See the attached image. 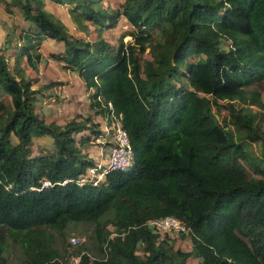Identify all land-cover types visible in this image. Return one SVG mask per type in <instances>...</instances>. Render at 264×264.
Segmentation results:
<instances>
[{
	"label": "trees",
	"instance_id": "16d2710c",
	"mask_svg": "<svg viewBox=\"0 0 264 264\" xmlns=\"http://www.w3.org/2000/svg\"><path fill=\"white\" fill-rule=\"evenodd\" d=\"M45 1L93 24L95 40L72 35ZM0 2L24 23L4 32L0 48V264H10V245L19 264H63L50 230L70 222L92 224L101 253H79L76 264H182L190 256L264 264V168L245 150L247 142L264 150V0H122L116 10L100 0ZM119 19L132 41L113 46L102 32ZM14 39L15 62L30 65L41 60V40L61 43L51 57L91 90L89 109L120 117L130 170L109 172L98 186L61 183L92 165L81 149L104 132L88 117L58 125L38 115L35 95L46 86L10 70ZM213 108L226 112L222 123ZM45 136L53 148L34 155ZM168 216L184 225L190 251L173 250L147 225Z\"/></svg>",
	"mask_w": 264,
	"mask_h": 264
},
{
	"label": "rangeland",
	"instance_id": "374dc122",
	"mask_svg": "<svg viewBox=\"0 0 264 264\" xmlns=\"http://www.w3.org/2000/svg\"><path fill=\"white\" fill-rule=\"evenodd\" d=\"M121 1L122 0H100L104 7L114 10L118 9ZM44 8L51 12L72 35L77 38H86L89 41L95 40L97 35L95 26L89 21L72 14L68 5L45 1ZM23 25V19L18 9L16 7H10V11H8L5 4L0 2V48L5 47V43L3 44L5 39L4 32H10L13 27H15L14 30L17 32L18 28ZM129 30L130 28L126 21L124 19H119L115 27L112 29H104L102 36L113 46H117L119 40L124 44L132 41L131 36L128 35ZM16 32L13 34L16 35ZM14 42L15 39L10 43L7 52V54L11 56L8 60L9 68L12 72H15L17 77H19V75L16 74L15 68L20 71L24 79L32 80L34 82L32 85L33 88H37L41 85L44 87L46 86L43 91L35 95V111L46 123L53 122L58 125H64L74 116L80 115L82 118L88 117L90 122L97 124L101 133H106L107 130L110 129V125L112 124L110 123L112 120L111 117L103 116L96 113L95 110L89 109L88 95L91 93V90L88 92L85 91L84 85L82 86V82L76 74L63 69L57 63V60L51 57L52 54H58L62 51L60 42L51 39L41 40L38 45L41 60L34 62L33 65L26 63L24 59L19 63L15 62V59L12 57L14 52L12 44ZM143 57L147 59L148 55L145 54ZM55 82H60L62 84L58 86L52 85V83ZM2 98L7 99V97ZM218 102L220 104L225 103L224 101ZM254 109L258 110L256 107ZM213 110L216 119L222 123V118L226 116V112L222 108L220 111H216L215 108H213ZM90 122H88V126ZM106 123L108 125H106ZM89 134V131L84 130L85 136ZM109 139V137L104 139V146L109 144ZM51 141V138L48 136L35 139V144L31 147L33 154H38L39 150L52 149L53 146ZM100 141V138L95 136V139L89 142L90 145L81 149V152L87 154V158L91 159L89 154L95 153L96 149L100 150ZM37 143H40L42 147L37 145ZM245 150L251 157L260 163L262 168H264V150L260 142H247L245 144ZM104 220L105 218H103V221ZM93 229L94 226L87 222H70L62 229L63 231L61 233H58L57 230H50L53 236V246L62 254L61 262L63 264H76L79 260V253H85L90 260L101 256L96 245ZM107 229L112 230L113 227L108 225ZM157 234L158 240H166V242L172 246L173 250L179 249L182 252L191 250L190 236L186 233H182L178 229H165ZM71 236L79 238L80 243L71 246L69 244ZM136 252L137 254L143 255L142 245H138ZM7 254L10 264L20 263L22 255L17 246L10 245ZM199 262V258L190 256L185 259L182 264H199Z\"/></svg>",
	"mask_w": 264,
	"mask_h": 264
},
{
	"label": "built area",
	"instance_id": "2783aa9c",
	"mask_svg": "<svg viewBox=\"0 0 264 264\" xmlns=\"http://www.w3.org/2000/svg\"><path fill=\"white\" fill-rule=\"evenodd\" d=\"M111 119L110 123L112 124L110 125V129L99 137L101 140V148L99 150L101 159L94 161L84 174L78 175L76 178L64 179L61 182L62 184L74 182L78 186H82L83 184L98 186L104 181L109 172L116 170L123 171L131 168L134 162V154L127 133L122 127L120 117L115 118L111 113ZM107 136L111 140L109 139V144L104 146V139L108 138ZM103 156L105 157L102 158ZM46 184L48 183L44 182V185ZM147 225L155 233L172 228L185 231L184 225L173 216L149 220ZM79 243V238L75 236L70 237L69 244L71 246L78 245Z\"/></svg>",
	"mask_w": 264,
	"mask_h": 264
},
{
	"label": "crops",
	"instance_id": "0c3cea01",
	"mask_svg": "<svg viewBox=\"0 0 264 264\" xmlns=\"http://www.w3.org/2000/svg\"><path fill=\"white\" fill-rule=\"evenodd\" d=\"M83 86V84H82ZM91 156V159H93L92 161H97V160H100L101 159V156L99 155V150L96 149V152L95 153H91L89 154ZM105 156H103L102 158H104Z\"/></svg>",
	"mask_w": 264,
	"mask_h": 264
},
{
	"label": "clouds",
	"instance_id": "9594fccd",
	"mask_svg": "<svg viewBox=\"0 0 264 264\" xmlns=\"http://www.w3.org/2000/svg\"><path fill=\"white\" fill-rule=\"evenodd\" d=\"M94 162V161H93ZM93 164V163H92ZM133 164H134V162H133ZM133 166V165H132ZM132 166H131V168H132ZM131 168H129V169H127V170H130ZM127 170H123V171H127ZM116 171H118V170H116ZM112 172V171H111ZM107 176V175H106ZM106 178V177H105ZM104 181H105V179H104ZM103 181V182H104Z\"/></svg>",
	"mask_w": 264,
	"mask_h": 264
}]
</instances>
